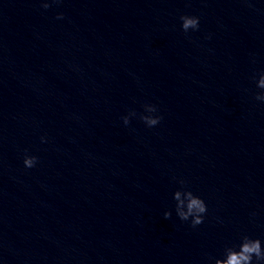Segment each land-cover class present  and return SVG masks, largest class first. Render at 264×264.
I'll return each mask as SVG.
<instances>
[{
  "label": "water",
  "instance_id": "1",
  "mask_svg": "<svg viewBox=\"0 0 264 264\" xmlns=\"http://www.w3.org/2000/svg\"><path fill=\"white\" fill-rule=\"evenodd\" d=\"M259 69L264 0H0V260L206 264L264 241ZM144 103L160 124L122 126ZM173 177L208 205L196 228L163 218Z\"/></svg>",
  "mask_w": 264,
  "mask_h": 264
},
{
  "label": "clouds",
  "instance_id": "2",
  "mask_svg": "<svg viewBox=\"0 0 264 264\" xmlns=\"http://www.w3.org/2000/svg\"><path fill=\"white\" fill-rule=\"evenodd\" d=\"M38 2L41 9L47 10L51 5L59 6L63 0H38ZM54 18L62 20L64 15L62 12H58ZM178 20L179 30L182 33H194L200 28V18L196 15L181 14ZM208 38V36L205 37V39ZM250 63H256L254 57L250 59ZM249 81L254 87L252 99L264 105V69L254 70L249 76ZM140 107L142 110L139 113L135 110H129L119 117L122 126L127 127L131 120L138 119L147 129L157 127L162 120L157 106L151 103H144ZM39 141L41 144L48 143L47 135H40ZM21 162L25 169H31L37 165L38 158L29 154L28 150L25 149ZM172 179L177 185L171 192V200L174 204L171 210L165 209L163 211V218L169 219L174 213L178 221L187 223L191 228H196L205 221L208 205L202 196L191 189L187 180L177 177ZM252 215L254 216L255 213ZM217 222H221L219 218ZM0 264H3L2 260H0ZM206 264H264V241L246 233L238 234L235 242L226 244L218 256L207 257Z\"/></svg>",
  "mask_w": 264,
  "mask_h": 264
}]
</instances>
